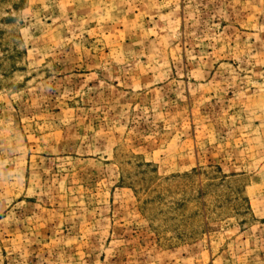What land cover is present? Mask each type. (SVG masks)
<instances>
[{
  "label": "rangeland",
  "instance_id": "374dc122",
  "mask_svg": "<svg viewBox=\"0 0 264 264\" xmlns=\"http://www.w3.org/2000/svg\"><path fill=\"white\" fill-rule=\"evenodd\" d=\"M0 264H264V0H0Z\"/></svg>",
  "mask_w": 264,
  "mask_h": 264
}]
</instances>
